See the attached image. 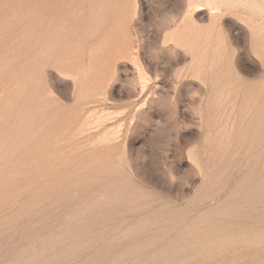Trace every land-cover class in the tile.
Masks as SVG:
<instances>
[{
	"label": "rangeland",
	"instance_id": "rangeland-1",
	"mask_svg": "<svg viewBox=\"0 0 264 264\" xmlns=\"http://www.w3.org/2000/svg\"><path fill=\"white\" fill-rule=\"evenodd\" d=\"M0 264H264V0H0Z\"/></svg>",
	"mask_w": 264,
	"mask_h": 264
}]
</instances>
